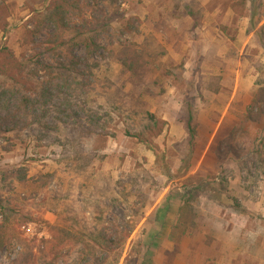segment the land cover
I'll return each instance as SVG.
<instances>
[{"label": "rangeland", "instance_id": "1", "mask_svg": "<svg viewBox=\"0 0 264 264\" xmlns=\"http://www.w3.org/2000/svg\"><path fill=\"white\" fill-rule=\"evenodd\" d=\"M178 1L181 7L191 3L199 12L198 28L192 29L193 21L182 8L175 7L174 0L118 2L126 18H137L141 37L153 34L163 45L167 52L161 60L164 66L171 69L184 63L181 82L166 77L163 71L156 72L153 80L157 83L149 88L151 94L144 96L151 111L167 123L156 143L163 144L165 163L172 173L179 165L173 146L185 135L179 111L188 82L194 87L189 94L195 97L198 124L192 168L184 178L172 183L160 177L152 152L122 134L117 120L110 128L111 137L95 141L99 160L94 162L93 170L99 177L109 175L127 182L129 173L139 165L157 182L151 194L153 204L142 211L143 219L128 239L119 264H264V169L259 163L251 162V155L264 136V118L258 120L257 126L245 129L247 137L230 140L234 150L223 146L229 126L239 122L236 116L245 111L251 100L255 69L248 58L257 59L261 50L247 32L248 19L240 15V10L236 14L230 9L238 0ZM5 23L8 33L3 35ZM35 26L37 22L29 19L23 0H7L0 6V47H7L19 60L29 64L34 55L32 49L44 38L29 37L28 32L35 31ZM40 30L42 34L45 32ZM119 72L120 66L111 60L101 67L98 75L117 81ZM218 76L219 93L206 91V85L215 84ZM120 82H126V77ZM128 89L126 85L125 90ZM30 132L0 136V170L22 167L29 178L27 183L14 184L13 192L0 185V193L18 213L8 217L4 224L0 264H11L27 247L32 248L36 257L47 261L53 245H60L57 238L52 239L48 228L58 224L57 217L41 203L56 189L55 179L42 190L32 183L39 175L56 170L59 149L53 145L52 138L38 141ZM221 174L227 178V189L242 209L232 207L224 195L220 197L222 204L214 200L217 196L208 184L212 180L217 182ZM200 179L206 184L191 204V213L182 214L180 196L192 190L183 186ZM87 194L86 190L81 193L83 197ZM75 197H79L78 193ZM24 215L32 217L33 222L25 221ZM4 222L0 213V224ZM48 240L51 242L43 243ZM63 242L57 250L59 258L55 264H81L78 249L70 247L69 241ZM42 250L45 254L40 253ZM127 254L129 262L125 263Z\"/></svg>", "mask_w": 264, "mask_h": 264}, {"label": "trees", "instance_id": "2", "mask_svg": "<svg viewBox=\"0 0 264 264\" xmlns=\"http://www.w3.org/2000/svg\"><path fill=\"white\" fill-rule=\"evenodd\" d=\"M6 1L0 0V6ZM174 1L175 7L182 8L193 21L192 29L198 28L200 14L192 4L187 2L181 7L180 1ZM118 2L23 0L29 19L37 22L35 31L28 32V36L44 38L32 49L34 55L29 64L19 60L7 47H0V136L30 130L38 141L53 139V145L59 149L56 170L39 175L32 183L42 190L55 179L56 189L41 201L45 209L53 211L57 217L56 226L48 225L50 235L62 246L64 240L69 241L70 247L77 248L81 264H119L128 239L143 219L142 211L153 204L151 194L157 186L153 175L139 165L129 173L127 182L114 180L109 175L99 177L93 170L94 162L99 160L95 141L111 137L110 128L117 120L122 134L152 152L160 177L172 183L191 170L198 137L195 97L189 94L194 87L188 82L179 111L185 135L173 146L179 165L172 173L165 163L163 144L156 143L167 123L151 111L144 96L150 95L149 88L156 85V79L153 80L156 72L163 71L166 77L181 82L184 63L171 69L164 66L161 60L167 52L163 45L153 34L141 37L137 18H126ZM263 2L238 0L230 6L234 13L240 10V15L248 19L247 32L253 35L261 50L257 59L248 58L255 69V81L249 104L236 116L239 122L228 128L227 142L223 146L230 150H234L230 140L247 137L245 129L257 126L258 120L264 118ZM6 27V23L3 24V35L8 33ZM40 29L45 32L42 34ZM111 60L120 66L117 81L98 75L101 67ZM122 77H126V82H120ZM215 79V84L206 85V91L212 94H218L221 89V78ZM126 85L128 90H125ZM263 146L264 136L251 155V162L259 163L262 169ZM28 179L22 167L0 170V185H6L10 192L14 191V184L27 183ZM205 184L200 179L183 186L192 190L180 196L182 214L191 213V204ZM208 185L217 196L213 198L217 203L222 204L220 197L224 195L232 202V207L242 209L228 191V181L223 174L217 177V182L212 180ZM83 190L88 192L87 196L81 195ZM0 213L5 220L0 224L1 250L4 224L8 217L18 214L1 193ZM24 220L33 222L32 217L26 215ZM60 245H53L47 261L36 257L32 248L27 247L11 264H55ZM40 253L45 254V251ZM129 256L124 258L125 263L129 262Z\"/></svg>", "mask_w": 264, "mask_h": 264}]
</instances>
